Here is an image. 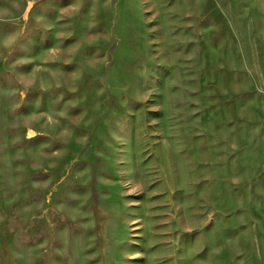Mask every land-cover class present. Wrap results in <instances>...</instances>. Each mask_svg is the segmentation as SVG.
<instances>
[{"label":"rangeland","instance_id":"obj_1","mask_svg":"<svg viewBox=\"0 0 264 264\" xmlns=\"http://www.w3.org/2000/svg\"><path fill=\"white\" fill-rule=\"evenodd\" d=\"M0 264H264V0H0Z\"/></svg>","mask_w":264,"mask_h":264}]
</instances>
